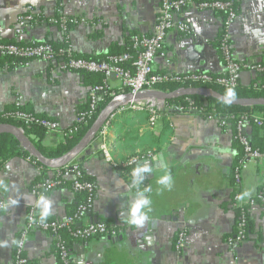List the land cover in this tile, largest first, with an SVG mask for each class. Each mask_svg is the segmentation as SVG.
<instances>
[{"label": "crops", "instance_id": "crops-1", "mask_svg": "<svg viewBox=\"0 0 264 264\" xmlns=\"http://www.w3.org/2000/svg\"><path fill=\"white\" fill-rule=\"evenodd\" d=\"M183 1L175 20L190 25L194 34L186 36L175 28L167 31L163 50L171 59L170 69L222 74L223 60L215 44L222 31V16L217 10L200 8L203 1ZM236 1L237 14L229 42L235 59L243 65L238 84H264V72L251 68L264 61V0ZM27 6L42 20L27 23L22 42H67L74 54L104 57L112 50H122L134 34L151 33L158 20L159 0H0V41H15L16 18ZM58 8L66 17L78 19L66 33L46 22ZM161 64L162 59L157 57L153 69L162 71ZM105 84L109 90L122 89L114 75L106 78ZM92 86L81 72L58 71L41 60L11 67L0 61V111L15 104L14 98L19 95L25 110L58 122L60 130L71 127L77 111L87 106ZM110 132L114 161L152 151L150 159L138 164L147 163L153 171L141 174L143 180L137 177L138 182H134L132 171L138 164L114 168L97 150L95 137L93 152L79 161L94 189L80 223L102 221L118 226L120 232L114 237L67 238L74 264H264V163L249 161L236 186L233 170L238 147L231 128H220L216 121L195 114L173 115L166 122L159 119L150 125L145 113H125L116 115ZM246 132L255 142L264 143L263 128L253 132L248 127ZM60 142L62 138L56 132L45 131L44 146L55 147ZM157 156H162L168 165L170 189L157 183L164 174ZM55 170L42 171L22 155L10 157L0 167V180L9 186L7 192L0 190V199L19 201L0 211V264H13L14 241L25 225L28 209L34 207L39 217L35 200L40 195L32 192V186L41 176H53ZM144 188L150 189L144 194L151 199L152 211L144 227L136 228L127 223V205ZM245 191L249 195L244 200H255L248 209V235L231 252L225 238L232 233L237 217L232 197L235 192ZM43 195L53 202L47 220H57L74 211L76 194L70 184ZM180 230L185 232V242L178 250L174 242ZM145 236L152 237L151 243ZM53 242L50 233L31 230L24 249L27 264H61Z\"/></svg>", "mask_w": 264, "mask_h": 264}, {"label": "built area", "instance_id": "built-area-1", "mask_svg": "<svg viewBox=\"0 0 264 264\" xmlns=\"http://www.w3.org/2000/svg\"><path fill=\"white\" fill-rule=\"evenodd\" d=\"M185 2L183 0H159L158 20L149 35L134 34L131 37V52H123L120 54L108 55L104 59L96 61L81 57H74L72 50L68 47L63 48L56 53L54 48L47 42L31 40L22 42L21 35L27 23L32 20H38L40 14H36L32 7L27 6L17 16L14 24L15 41L11 43H0V56L24 58L27 61L37 59L52 64L58 71H76L86 73L103 74L104 81L106 78L114 75L121 83V87L129 93H136L142 90H159L157 87L161 84H176L178 87L188 86H218L225 89L234 88L238 85V75L243 69L242 63L238 62L231 50L229 36L230 29L236 17V14L229 10L230 2L223 1H203L199 3V7L203 9L228 10L226 18L222 22V39L220 43V51L223 60L224 71L222 74L212 75L207 72H177L170 69L171 59H169L163 50L164 37L170 29H177L183 35L191 36L194 29L187 23L175 20V14L178 13ZM46 22L56 25L66 33L68 26L78 22L77 18H69L63 15L60 9H57L55 16L48 18ZM64 55L65 59L59 61L57 56ZM162 59V71L153 69V62L156 58ZM125 64H128L125 65ZM256 71H264V61L254 63L251 67ZM106 84L95 85L89 89L87 106L77 111L71 127L60 130L58 122L50 118H35L31 113L18 110L13 116L14 119L20 120L24 125H30L36 122L42 126L46 132H56L61 136L62 141L66 136L72 135L82 125L88 124L93 119L102 93L106 91ZM125 93V92H122ZM186 103H169L168 100L162 99H138L123 105H120L112 112L103 122L96 134L97 150L101 153L102 158L106 162H110L114 168H128L137 165L144 159H150L153 156L152 151L136 152L134 155L125 158L120 162L113 159V139L110 132L112 122L118 114L145 113L148 117L150 125L155 124L159 119L165 117L167 120L173 115H201V109L196 107L191 97L184 96ZM14 103L20 106L22 98L18 95L14 98ZM206 104V99L203 101ZM9 114L0 113V118L7 117ZM207 120L216 121L220 128L228 130L230 125L220 115L209 114ZM250 123L264 126V118L254 113L250 117L241 116L235 126L234 139L238 142L242 149L243 155L238 165L233 170V180L236 186L241 181V171L246 168L249 161L264 163V149L255 146L250 142L247 135V128ZM23 131L22 127H18ZM30 159V158H29ZM70 161L59 172L51 177H46L36 182L32 186V192L36 195L44 194L58 187L64 180H71L74 190H85L88 194L87 200L94 197L93 185L90 181H82L84 173L81 166ZM240 192H235L232 200L236 205L238 214L233 225V235L229 234L225 238V243L231 252L247 238L248 226V209L255 202L254 199L238 200ZM0 203L6 201L0 199ZM4 210V209H0ZM87 209L84 204L78 205L76 211L72 215H65L57 220H46L43 223L36 222L39 218L36 215L34 207L28 209L25 225L19 231L15 241H23L22 245L14 244L13 264H27L24 255V249L28 237V233L34 229H40L50 233L54 240V248L61 264H74L68 251L66 238L60 234V231H67L68 235L73 239H87L89 237L99 235L116 236L120 229L116 225H109L105 222L98 221L94 223L81 224L80 221L84 217ZM185 242V232L178 231L175 238V247L180 250Z\"/></svg>", "mask_w": 264, "mask_h": 264}, {"label": "trees", "instance_id": "trees-1", "mask_svg": "<svg viewBox=\"0 0 264 264\" xmlns=\"http://www.w3.org/2000/svg\"><path fill=\"white\" fill-rule=\"evenodd\" d=\"M200 1H215V0H200ZM218 1L230 2L229 10H231L235 14H237V1L236 0H218ZM217 12L222 16V18L224 20L227 16L228 10H224V11L217 10ZM39 19H41V17ZM33 21L34 20L30 21V23H32ZM70 26L71 25L68 26V30H69ZM222 35H223V31L220 32V35L216 39V42H215L219 51H220V43H221ZM0 43H11V41H7V42L0 41ZM49 44L54 48L56 53H58L59 50L68 47L67 42H63L61 45H54L52 43H49ZM130 46H131V39H130V41L126 40L125 46L123 47L122 50L121 49L120 50H112L108 54H106L104 57H97V56L95 57V56H87V55L81 56V55L74 54V52H72V55L74 57H81V58H85V59L99 61V60L104 59L108 55L120 54L123 52H131ZM220 54H221V51H220ZM57 57H58L57 59L59 61L60 60L63 61L65 59L64 55H59ZM0 61L6 62L8 67L18 65V64H25L27 62V60L24 58L8 57V56H1ZM125 65L128 66V64H125ZM262 72H264V71H262ZM81 74H83L84 77L86 79H88L93 86L105 84L103 74L86 73V72H81ZM177 87L178 86L176 84L170 83V84H161L157 88L159 90H162L165 92H172ZM209 87L212 88L213 90H216V91L224 94V95H225V92L227 90L225 88L218 87V86H212L211 85ZM233 89L235 90V93H236L235 97L236 98L264 97V84H257V86H255V84H251L248 87H244V86H241L238 84ZM119 92H127V90L124 88L119 89V90H117V89H114V90L106 89L105 93L104 94L102 93L99 101L97 102V107H96L93 119L90 120L88 122V124L82 125L72 135L66 136L64 138V140L62 142H60L58 145H56L55 147H46L42 144V139H43L44 134H45V129L42 126L38 125L36 122H32L30 125L27 126V125H24V123L22 121L14 119L13 114L18 110H22V111L31 113L35 118H38V119L46 118L45 116H42L39 114H34L32 112L25 110L23 108V106H21V105L17 106L15 104H12L8 107H5L2 111H0V113L3 112L6 114H9L7 117L0 118V123H8V124L14 125L16 127H19V126L22 127L24 134L28 137V139L35 146V148L40 152L41 155H43L46 158H56V157L61 156L62 154H64L68 150H70L79 141V139L84 135L85 131L91 125V123L93 122V120L95 119V117L99 113V111L108 104V102L112 99V97L118 95ZM191 100L193 101V103L195 104L196 107L201 109V115L200 116H202L203 118H206V116L209 115L210 113L213 115H216V114L220 115L222 118H224L228 122V124L230 125V128L233 131V134H235L236 122L241 116H245V117L249 116L250 117L252 114L258 113L264 118V107H258V106L257 107H247V106L229 105V104L217 102V101L212 100V99H206V104L204 105L203 101L205 99L198 97V96H192ZM168 102L169 103H178V102L186 103L184 97H178L176 99L168 100ZM146 117H148V116L146 115ZM161 120L166 122L167 119L165 117H163V118H161ZM250 127H252L253 132L257 129H260V128L264 129V126H258V125L252 124V123H250ZM249 139L253 145L259 146L260 148L264 149V143L255 142L253 137H252V139H251V137H249ZM235 142L237 143V147H238V155L234 161V168L238 165V163L241 160L242 155H243L242 149L239 146L238 142L236 140H235ZM15 155L26 156V157L30 158L42 171L47 170L46 167H44L40 163H38L33 157L28 155V153H26L25 151H22L20 148V144L18 143V141L16 139H14L9 134L0 133V167L6 162V160H8L10 157L15 156ZM75 162H77L80 166L82 164V162H79V161H75ZM59 170H60V168L56 169L55 174L57 172H59ZM44 178H46V176H41V178L38 181H41ZM82 181H90V179L88 177H86V175L84 174ZM64 184H70L71 188L73 189L71 180H64L58 187H60L61 185H64ZM74 192L76 194L75 208L73 209L74 211L69 213L68 215H72L76 211L78 205H80V204H84L86 206V209L88 210L90 207L91 201H92V200H87L88 194L85 190H74ZM93 192H94V189H93ZM237 214H238V210H236V215ZM60 234L63 235L66 239L72 238L71 236L68 235L67 231H65V230L60 231ZM231 235H233V232Z\"/></svg>", "mask_w": 264, "mask_h": 264}, {"label": "water", "instance_id": "water-1", "mask_svg": "<svg viewBox=\"0 0 264 264\" xmlns=\"http://www.w3.org/2000/svg\"><path fill=\"white\" fill-rule=\"evenodd\" d=\"M184 96H198L203 99H212L217 102L237 105V106H247V107H264V97H244V98H234L231 102H227L225 95L213 90L208 87L201 86H188V87H177L172 92H165L162 90H142L136 93H120L108 102V104L102 108L96 115L95 119L85 131L84 135L79 139V141L67 152L56 158H46L40 154V152L31 143L28 137L21 131L18 127L8 124L0 123V133H6L12 136L18 141L20 147L23 151L28 153L41 165L50 168L58 169L63 167L70 161L76 160L81 161L85 157L89 156L92 151V143L95 140L96 134L103 124L104 120L116 110L120 105L125 103L138 100V99H162V100H172L178 97ZM138 182V181H136ZM137 184V183H136ZM115 237L114 239H117Z\"/></svg>", "mask_w": 264, "mask_h": 264}, {"label": "clouds", "instance_id": "clouds-1", "mask_svg": "<svg viewBox=\"0 0 264 264\" xmlns=\"http://www.w3.org/2000/svg\"><path fill=\"white\" fill-rule=\"evenodd\" d=\"M235 90L232 88H228L225 92V98L227 102H231L232 99L235 98ZM159 161V168L163 171V175H161L157 183L159 185L164 186L165 188H171L172 184V177L168 170V165L163 160L162 156H157L155 158ZM153 171V168L149 166L147 163H145L143 166L140 164L137 165L136 168L132 171V179L134 182H136L137 177L140 178V180H143V176L141 174H148ZM0 190H3L4 192H7L9 190L8 184L0 180ZM150 191L149 188H144L142 191L139 190L135 196L130 200V202L127 205V223L131 226H135L136 228H143L145 223L150 219L149 213L152 211L151 209V199L146 196L144 193ZM249 195V192L245 191L242 194H240L237 199L243 200L246 196ZM18 199H11L6 203H0V209H6L9 204L16 205L18 204ZM52 200L48 198L47 196L41 194L38 199L35 200V207L39 209V221L33 220L34 223L39 222L43 223L47 220V218L50 216L52 212ZM146 241L151 243L152 237L151 236H145L144 237ZM14 243H17L18 245H22L23 241H14ZM2 246V245H0Z\"/></svg>", "mask_w": 264, "mask_h": 264}, {"label": "rangeland", "instance_id": "rangeland-1", "mask_svg": "<svg viewBox=\"0 0 264 264\" xmlns=\"http://www.w3.org/2000/svg\"><path fill=\"white\" fill-rule=\"evenodd\" d=\"M127 115V114H126ZM120 117V116H119ZM119 117H117L116 121L114 122V125H117V120L119 119ZM119 129H122L121 127H119Z\"/></svg>", "mask_w": 264, "mask_h": 264}]
</instances>
